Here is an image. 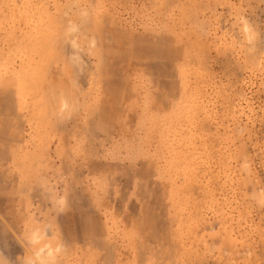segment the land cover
I'll return each mask as SVG.
<instances>
[{
	"label": "rangeland",
	"instance_id": "374dc122",
	"mask_svg": "<svg viewBox=\"0 0 264 264\" xmlns=\"http://www.w3.org/2000/svg\"><path fill=\"white\" fill-rule=\"evenodd\" d=\"M0 263L264 264V0H0Z\"/></svg>",
	"mask_w": 264,
	"mask_h": 264
},
{
	"label": "bare ground",
	"instance_id": "6f19581e",
	"mask_svg": "<svg viewBox=\"0 0 264 264\" xmlns=\"http://www.w3.org/2000/svg\"><path fill=\"white\" fill-rule=\"evenodd\" d=\"M70 28V27H69ZM72 29V28H71ZM116 35V34H115ZM122 35V34H121ZM114 36V35H113ZM126 36V35H125ZM116 37V36H115ZM122 37V36H121ZM120 37V38H121ZM131 38V37H130ZM117 39V38H116ZM123 39H124V37H123ZM69 40V39H68ZM75 40V39H74ZM100 40V39H99ZM101 40H102V38H101ZM138 40V39H137ZM59 41V40H58ZM57 41V42H58ZM52 43H55V42H52ZM103 43V42H102ZM130 43V42H129ZM125 45V44H124ZM127 45V44H126ZM122 48V47H121ZM131 49L132 48H134V47H130ZM137 47H135V49H136ZM131 49H128L129 51L131 50ZM138 49V48H137ZM133 50V49H132ZM131 52V51H130ZM120 53L122 54V55H124L125 53H124V49L122 50V49H120ZM128 53V52H127ZM163 53V52H162ZM109 54V53H108ZM133 54V53H132ZM108 56V55H107ZM126 56V55H125ZM135 56H136V54H135ZM138 58V57H137ZM114 60V59H113ZM124 60V59H123ZM126 61V60H125ZM116 62V61H115ZM119 62H121V61H119ZM121 64V63H120ZM119 64V65H120ZM124 67V66H123ZM115 63L114 62H107V65H106V67L104 68V75L105 76H107V78H109L110 80H111V82L112 81H115L116 83H120V81L122 80V78H121V76L115 71ZM123 76V75H122ZM45 78H46V76H45ZM47 79V78H46ZM51 82L53 81V80H50ZM115 83V84H116ZM54 84V85H53ZM105 85H106V89L107 88H109V87H111V85L109 84V83H105ZM51 86V85H50ZM52 86L54 87V89L55 88H60V87H56V82L54 81V82H52ZM63 87H65V86H63ZM61 89V88H60ZM65 89H66V87H65ZM105 89V92H108L107 90ZM67 90V89H66ZM58 91V90H57ZM60 92V91H59ZM61 92H63V89L61 90ZM68 92V91H67ZM50 93V92H49ZM71 95V94H70ZM47 97V96H46ZM76 97V96H75ZM69 98V97H68ZM73 98H74V96H73ZM72 98V99H73ZM69 102H71V98H70V100H69ZM71 104V103H70ZM74 109V108H73ZM103 112V111H102ZM101 114H103V113H101ZM104 115V114H103ZM73 116V115H72ZM69 117V116H68ZM102 118H103V116H102ZM32 235V234H31ZM41 252V250L39 251V253ZM46 254V253H45ZM47 255V254H46ZM45 255V256H46ZM48 256V255H47ZM44 259V258H43ZM46 259V258H45ZM41 260V259H40ZM46 262V261H45ZM49 262V261H48ZM1 264V263H0ZM43 264V263H42ZM49 264V263H48Z\"/></svg>",
	"mask_w": 264,
	"mask_h": 264
}]
</instances>
